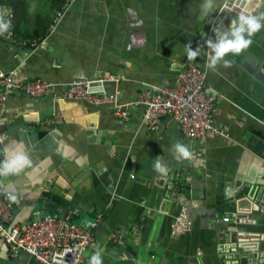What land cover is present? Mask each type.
<instances>
[{"label":"crops","instance_id":"crops-1","mask_svg":"<svg viewBox=\"0 0 264 264\" xmlns=\"http://www.w3.org/2000/svg\"><path fill=\"white\" fill-rule=\"evenodd\" d=\"M67 1L38 47L0 39V71L15 72L20 82L57 84L41 99L8 88L0 105V161L14 144L32 160L20 175L0 179L1 193L15 197L13 223L47 212L71 214L83 228L97 220L96 245L82 264L100 249L103 264H264V28L248 49L225 57L229 67L221 62L211 70L206 42L238 18L222 9L223 0H214L207 14L204 0ZM189 47L199 50L195 59H188ZM190 63L207 71L224 136L189 140L167 117L155 131L143 125L145 107L134 103L145 85H173ZM104 73L119 78L105 89L118 94L126 117L113 104L63 97L75 77ZM54 114L62 123L46 130ZM177 142L189 147L191 159L174 158ZM157 160L166 172L156 170ZM184 206L190 230L173 236ZM115 232L122 244L111 240ZM0 264L40 263L26 253L12 257L0 236Z\"/></svg>","mask_w":264,"mask_h":264},{"label":"built area","instance_id":"built-area-1","mask_svg":"<svg viewBox=\"0 0 264 264\" xmlns=\"http://www.w3.org/2000/svg\"><path fill=\"white\" fill-rule=\"evenodd\" d=\"M70 5L71 2L67 1L56 13L55 24ZM262 5L264 0H223L222 9L237 16L255 15ZM0 14L9 17L3 11H0ZM0 39L16 43L11 30L0 34ZM21 45L24 47L29 45L32 48L39 46L36 41L24 42ZM117 81L119 78L110 73L93 78L78 76L67 85L63 97L95 106L113 104L114 112L126 117L122 111L124 105L120 106L118 94L109 93L105 89L107 83ZM56 87L55 82L45 78L20 82L16 80L15 72L0 71V105L6 99L8 88H14L32 99H41L52 95ZM217 101L218 95L207 87V71L198 64L190 63L179 72L173 85H145L134 104L145 107L143 125L147 130H157L162 119L167 117L176 123L184 138L198 140L208 134L224 136V131L216 122ZM61 123V116L54 114L44 123V127L50 130ZM97 224L96 220L87 228H83L73 222L71 214H49L21 225L14 224L11 200L2 194L0 189V236L8 245L12 257L26 253L40 264H82L85 251L96 245L93 230ZM190 227L188 209L184 206L175 217L171 234L182 235L187 233ZM111 240L123 243V237L119 232L112 234Z\"/></svg>","mask_w":264,"mask_h":264},{"label":"clouds","instance_id":"clouds-1","mask_svg":"<svg viewBox=\"0 0 264 264\" xmlns=\"http://www.w3.org/2000/svg\"><path fill=\"white\" fill-rule=\"evenodd\" d=\"M213 6L214 0H204L200 7L202 12L207 14ZM10 27L11 21H6L0 17V34L7 32ZM262 28H264V13L239 15L237 19L231 22L230 28L218 35L215 41L208 40L206 42L210 52L205 68L215 70L221 62L225 67H229L231 62L225 60V57L229 54L239 55L248 49L253 43L252 37ZM187 55L189 60L195 59L199 55V50L193 51L189 47ZM172 152L178 162L191 159L193 156L189 147L180 142L173 145ZM3 154L4 159L0 161V177L17 176L32 167V160L22 144L6 147ZM155 168L161 173L166 172V167L159 160L155 163ZM10 199L15 200V197L11 196ZM102 252V249L95 251L89 260V264H103Z\"/></svg>","mask_w":264,"mask_h":264},{"label":"trees","instance_id":"trees-1","mask_svg":"<svg viewBox=\"0 0 264 264\" xmlns=\"http://www.w3.org/2000/svg\"><path fill=\"white\" fill-rule=\"evenodd\" d=\"M66 0H45L42 6L36 11L35 16L31 17L30 23V4L27 0H0V6L7 7L9 15L13 18L2 16L4 20L11 21V30L15 35V40L20 44L24 42L36 41L38 45L46 38L51 32L52 26L55 24L56 13L61 9ZM30 24V25H29ZM24 36L23 39H18L17 35ZM29 37V38H26ZM26 38V39H24ZM29 47L30 46H26ZM32 48V47H31Z\"/></svg>","mask_w":264,"mask_h":264},{"label":"rangeland","instance_id":"rangeland-1","mask_svg":"<svg viewBox=\"0 0 264 264\" xmlns=\"http://www.w3.org/2000/svg\"><path fill=\"white\" fill-rule=\"evenodd\" d=\"M45 0H28L29 4H30V12L32 13V16H35L36 10L38 9V7L42 6V3Z\"/></svg>","mask_w":264,"mask_h":264},{"label":"water","instance_id":"water-1","mask_svg":"<svg viewBox=\"0 0 264 264\" xmlns=\"http://www.w3.org/2000/svg\"><path fill=\"white\" fill-rule=\"evenodd\" d=\"M50 213H44V215H39L37 218H35V220H37V219H40V218H42L43 216H46V215H49ZM51 215H57V214H53V213H51Z\"/></svg>","mask_w":264,"mask_h":264}]
</instances>
